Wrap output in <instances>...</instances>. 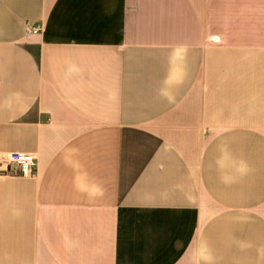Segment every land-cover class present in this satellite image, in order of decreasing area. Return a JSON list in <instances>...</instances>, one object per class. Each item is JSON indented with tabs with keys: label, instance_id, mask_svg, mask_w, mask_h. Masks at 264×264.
Instances as JSON below:
<instances>
[{
	"label": "crops",
	"instance_id": "crops-1",
	"mask_svg": "<svg viewBox=\"0 0 264 264\" xmlns=\"http://www.w3.org/2000/svg\"><path fill=\"white\" fill-rule=\"evenodd\" d=\"M8 153L0 264H264V0H0Z\"/></svg>",
	"mask_w": 264,
	"mask_h": 264
},
{
	"label": "built area",
	"instance_id": "built-area-1",
	"mask_svg": "<svg viewBox=\"0 0 264 264\" xmlns=\"http://www.w3.org/2000/svg\"><path fill=\"white\" fill-rule=\"evenodd\" d=\"M37 33L38 30L28 31V34ZM0 162L14 171H20L23 175L28 176L36 168L37 156L24 153H8L0 156Z\"/></svg>",
	"mask_w": 264,
	"mask_h": 264
}]
</instances>
